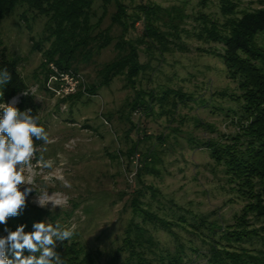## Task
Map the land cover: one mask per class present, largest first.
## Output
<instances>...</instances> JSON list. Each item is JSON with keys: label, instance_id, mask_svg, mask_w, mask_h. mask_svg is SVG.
<instances>
[{"label": "rangeland", "instance_id": "rangeland-1", "mask_svg": "<svg viewBox=\"0 0 264 264\" xmlns=\"http://www.w3.org/2000/svg\"><path fill=\"white\" fill-rule=\"evenodd\" d=\"M128 4V13L141 4L153 14L150 20L143 13L130 19L132 27L124 35L143 39L150 27L158 35L146 37L147 47L139 46V58L146 69L133 85L117 76L109 85L98 86L97 70L115 58L114 44L121 30L110 23L114 5L103 7L102 0H94L92 21L101 16L100 27L110 26L114 39L94 62L78 69L86 86H96L95 93L87 91L71 99L55 95L45 86L48 64L53 62L43 57L48 46L41 42L46 17L29 11L24 15V6H18L0 21V49L16 61L49 137V143L40 141L36 146L28 173L36 192L27 202L52 212L55 218L51 223L74 227L75 235L68 241L97 252L99 264H111L129 221H140L132 212L129 197L141 186L145 195L139 199L148 204L144 206L170 219L185 247L191 239L200 248L191 251L186 247L189 258L185 263L208 264V245L187 230L197 232L191 226H177L178 216L197 223L201 217L215 220L222 231L235 221L244 202L235 184L229 182L225 165L211 156V145L225 143L239 132L236 111L240 100L233 99L240 92L238 82L227 72L223 44L200 34L211 21L217 22L220 33L225 32L221 27L227 18L264 7V0H134ZM230 6L232 11L225 15L222 8ZM256 41L264 47V32L257 34ZM164 91L168 98L161 105L159 96ZM173 91L183 98L175 97ZM19 99L16 95L1 104L16 107ZM135 99L138 103L132 107ZM135 153L140 154V181L128 182L126 172L133 167ZM41 156L51 161V168L42 167ZM41 192H47L58 206L53 209L49 203L41 207L36 202ZM44 220L50 222L48 217ZM147 226L159 246L170 250L178 246L174 234L153 223ZM61 244L57 241L56 248ZM124 256L120 253L116 264H122Z\"/></svg>", "mask_w": 264, "mask_h": 264}, {"label": "trees", "instance_id": "trees-1", "mask_svg": "<svg viewBox=\"0 0 264 264\" xmlns=\"http://www.w3.org/2000/svg\"><path fill=\"white\" fill-rule=\"evenodd\" d=\"M125 1L102 0L103 7L114 5L115 11L111 14L110 23L118 25L121 34L114 44L117 51L115 58L97 70L98 86L109 85L117 76H123L130 85L135 84V79L147 67L146 63L140 61L139 46L145 44L147 36H158L150 27V33L143 35V39L124 37L129 26L132 27L131 20H135L141 13L146 15L147 20L153 15L152 11L144 9L141 4L134 6V12L128 13V3H133L134 0ZM93 2L94 0H0V21L18 6H24V15L29 11L46 17V33L41 42L48 43V46L43 50V57L62 69L79 71L81 65L94 62L95 57L114 39L110 26L100 27L101 16L92 21L95 17ZM222 9L225 15L232 11L231 6ZM221 30L225 32L220 33L217 22L211 21L210 26L200 35L213 41L217 40L224 46V64L229 76L237 80L240 90L239 94L233 96L238 102L240 100V107L236 111L239 114L240 127L239 132L228 137L225 143L211 145V156L218 163L225 165L229 182L235 184L244 204L235 221L226 224L222 231L215 220L204 217L197 223L195 220L189 222L182 215L178 216L175 224L183 228L188 225L197 231L192 232L187 228L208 245V264H264V47L256 41L257 34L264 32V7L245 11L231 19L227 18L226 22L222 23ZM218 32L220 34H217ZM5 67L12 79L8 84L0 85V104L20 95L16 107L22 112L31 109L32 115L38 116V106L34 97L27 92L16 61L4 56L0 49V70ZM46 77L45 74V80ZM86 90L94 94L96 86L91 83L86 86ZM172 94L179 99L183 98L180 92L173 91ZM82 95L78 91L66 96V99ZM137 95L139 97L142 94L138 91ZM167 95L164 91L159 96L161 105L168 98ZM136 99L131 102L132 107L138 103L139 98L137 101ZM175 103L173 100L172 105ZM38 124L42 126L39 116ZM34 142L36 146L40 143L39 140ZM140 173L136 175L138 182ZM144 191L140 186L133 190L129 197L132 212L140 221H129L121 243L109 262L116 264L115 260L120 259V253H124L122 264H186L185 261L189 258L186 247L191 251H198L200 248L191 239H187L188 246L185 247L170 226L171 220L151 212L144 206L148 204L139 199L145 195ZM46 217L50 222L55 218L52 212L26 201V206L18 216L10 217L6 224H0V237L7 235L6 228L14 231L20 225H26L25 231L30 232L35 222L45 221ZM150 223L174 234L178 246L173 250L159 246L158 241L149 232L147 225ZM55 251L60 255L63 264H99L97 252L83 249L76 241H63L61 247H57ZM23 255L38 257L40 253H30L25 249ZM7 256L14 259L11 251Z\"/></svg>", "mask_w": 264, "mask_h": 264}, {"label": "clouds", "instance_id": "clouds-1", "mask_svg": "<svg viewBox=\"0 0 264 264\" xmlns=\"http://www.w3.org/2000/svg\"><path fill=\"white\" fill-rule=\"evenodd\" d=\"M12 77L5 67L0 70V85H6ZM0 224H6L10 217L18 216L26 206L28 196L36 190L28 180L31 161L37 152L35 140L49 143L47 132L38 124V116L32 115L31 109L20 111L12 104H0ZM40 163L44 168H51V161ZM41 207L52 204L58 206L47 192L37 195L36 201ZM26 225L18 226L14 231L8 230L6 236L0 237V264H63L55 251L57 241L63 242L73 238V229H67L59 221L35 222L33 230L25 231ZM30 253L40 255L24 256ZM11 251L14 259H9Z\"/></svg>", "mask_w": 264, "mask_h": 264}, {"label": "built area", "instance_id": "built-area-1", "mask_svg": "<svg viewBox=\"0 0 264 264\" xmlns=\"http://www.w3.org/2000/svg\"><path fill=\"white\" fill-rule=\"evenodd\" d=\"M50 73L46 79L45 86L55 95L62 97L68 96L80 91L86 95V80L82 73L73 69H62L53 62L49 64ZM133 167L126 172V180L133 182L136 178L137 171L141 167L140 154L135 153L132 156Z\"/></svg>", "mask_w": 264, "mask_h": 264}]
</instances>
